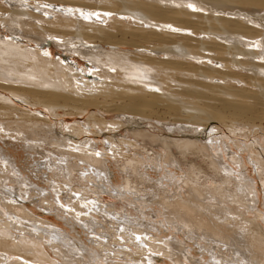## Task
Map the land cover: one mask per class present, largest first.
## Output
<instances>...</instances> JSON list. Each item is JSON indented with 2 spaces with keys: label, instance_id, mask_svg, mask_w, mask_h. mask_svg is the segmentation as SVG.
I'll return each instance as SVG.
<instances>
[{
  "label": "bare ground",
  "instance_id": "obj_1",
  "mask_svg": "<svg viewBox=\"0 0 264 264\" xmlns=\"http://www.w3.org/2000/svg\"><path fill=\"white\" fill-rule=\"evenodd\" d=\"M82 13L98 15L84 19ZM0 25V138L23 143L28 158L40 154L39 161L33 158L34 177L45 168L61 179L72 174L80 181H106L100 189L114 192L112 197L120 196L137 211H143L138 205L158 204L170 221L203 237L212 259L218 255L210 243L217 241L234 254L224 258L219 253L227 264H264V201L258 208L252 177L259 179L264 198V135L258 131L264 133V0H0ZM50 44L62 57L51 56ZM74 56H82L86 65L79 67ZM240 83L246 87H237ZM110 112L115 119L103 116ZM82 114L86 118L72 124L63 118ZM149 127L159 133L150 134ZM89 134L104 137L102 150ZM5 152L0 146V171H11L16 184L3 190L7 202L0 211L7 216L0 214V263L104 264L84 240L64 235L54 223L44 228L18 221L30 219L24 207L15 206L18 192L28 193L34 183L23 179ZM243 153L254 170L250 175ZM187 154L203 158L212 186L198 182L200 174L209 172L184 160ZM225 156L239 170L225 165ZM110 158L125 172L120 189L108 182ZM69 160L87 162L92 169ZM183 162L188 167L182 173L186 197L178 189L180 175L170 169H180ZM151 168L162 171L158 178L151 176ZM1 178L10 179L3 173ZM147 181L152 190L141 191ZM60 189L53 191L58 195ZM227 197L242 208L215 201ZM44 201L46 208L56 209L45 196ZM77 202L88 211L97 208L95 198H77L68 207L79 214ZM244 211L259 213L250 218ZM115 218L120 228L132 223L125 215ZM78 219L84 228L95 227L86 216ZM222 221L235 226L227 231ZM114 229L113 235L122 234ZM172 239L162 243L174 250L171 255L180 254L179 264L183 246ZM99 247L107 251L101 254L105 258L120 254L104 243ZM53 249L61 261L50 256ZM78 251L84 255L76 257Z\"/></svg>",
  "mask_w": 264,
  "mask_h": 264
},
{
  "label": "rangeland",
  "instance_id": "obj_2",
  "mask_svg": "<svg viewBox=\"0 0 264 264\" xmlns=\"http://www.w3.org/2000/svg\"><path fill=\"white\" fill-rule=\"evenodd\" d=\"M1 28L2 27L0 25V29ZM48 48H49V50L51 52V56H53V58H58L59 56L62 57V52L59 51L52 44H50V47H48ZM72 60H75V61L78 60L77 63L79 65V67H84L86 65V61L84 60V58L82 56H74ZM243 84L242 83L236 84V86L237 87H240V86L246 87V85H243ZM153 91H155V89ZM157 92L160 93V91H157ZM25 107L31 108L28 105H25ZM31 110H33L34 112H36V110L37 111L38 110L44 111V109H42V108H33V107L31 108ZM103 116H106L107 119L108 118L109 119H115L116 118V117H114L115 114L113 112L103 114ZM63 118L68 122V124H72V122L74 120L82 121L84 118H86V114L85 115L82 114L79 116L78 115H66ZM58 119H62V118H58ZM216 124L221 128V132L226 134L227 131L223 127V125H221L219 123H216ZM161 128H163V127H161ZM146 130H147V128H146ZM157 130H158L157 128L154 129L152 127L150 129H148L149 133L153 134V135H155V132L159 133V131H157ZM258 131H259L260 135H264L262 130H258ZM118 132L121 134H124L125 130L121 129V130H118ZM88 136L90 137L91 143L92 142L95 143V141L97 140V143H95V147L98 148L99 150H102V147L105 145L102 142V141H104V139H103L104 137L103 136L96 137L92 134H89ZM94 138H95V141H94ZM82 139H84V138H82ZM263 141H264V139H263ZM0 146L4 152L6 151L5 153L7 155L10 154L9 155V156H11V158H9L10 162L14 163V168H17L21 172L22 177L24 176L23 179L25 178L24 179L25 181H31L35 184V185L34 184L29 185L30 191L27 189L28 193H26V194H22V193L18 192V194H20V196H17V198H18L16 200L17 203L15 202V204H17L15 206L24 207L23 210L25 212H27L28 214H30L29 220L22 218V217L19 218L18 221L21 222L23 224V226H32L33 227L36 225H39V226L41 225V227L49 228L51 225V224H49V222H52V223L56 224V227H58L60 232L63 233L64 235H65V233L68 232L69 236L72 237L75 235L74 237H76V238L79 237L82 240H84L86 245L90 248V249H88L89 253H93V250H94V253L99 254L98 260L101 262L103 261L104 264H177L176 263V256H178L180 254L178 252H176L177 255H174V254L171 255L174 252V250L171 249L170 247L165 246L162 243L163 240L169 239L170 236L173 237L171 242L177 243V244H180L183 246V248L180 247V250L182 249L184 252L181 253V261L182 262L179 264H207L208 261L211 264H227V263L223 262L222 255L219 254L220 252L222 254L223 253L225 254V255H223L224 258H225V256H228V255L230 256V258L234 257V254L226 248L229 245L225 246V245L221 244L220 242L216 241V242H213L214 244L210 243L211 246L214 247L211 250H213L214 253H216L218 255L215 259H212L210 257L211 252L206 250V248L204 247V244L206 245L208 242L206 240L202 241L203 237H199V239H200L199 240L196 235H193L192 233H188V231L186 229H184L183 225L179 224L178 222H176L174 220L170 221V219L166 218L167 217L165 214L166 211L162 210L158 204H153V203H150V201H148L150 203L149 207L148 206L144 207V205H138L139 208L142 209L143 211H139V210L137 211V209L135 210V208H133L132 206L125 203L124 199H122V200L117 199L120 196L116 197L115 196L116 194L114 192L108 193V192H105L104 190H101L100 188H104L102 183H105L106 181H103V182L101 181L99 183L96 178H93V181L85 182V181H80L79 179L77 180V178H75L74 175L70 174L69 176H65V178L61 179L60 176L58 177V176L52 175L51 170H48L45 168H41L42 173L38 174V175H40V176H38L40 178H38L36 176L34 177V174H36V172H33L31 170L32 167L35 166L34 165L35 162L33 161V158L36 159L38 156V159H36V160L39 161L40 160L39 159L40 154L34 153V155L31 154L30 157L28 158L29 155H28V152L25 151V149L23 148V143L16 141V140H13L12 138L11 139H9L7 137L0 138ZM45 147H48V146L45 145ZM232 148L235 151V147H232ZM237 152H239V151L237 150ZM242 155L245 157L244 162H245L246 166L248 165L247 166L249 168L248 173L250 175L254 172V170L252 169V166L248 161L247 154L243 153ZM183 159L186 160L187 162L192 163L193 165L195 164L194 166L202 167L205 169V171L209 172L208 175H203V174L199 175L200 177L198 179L199 180L198 182L200 184H202L203 187L213 185L210 182V178L212 176V173H210L211 171L208 169V167H206V164H205L202 157L187 154L186 158L183 157ZM225 159H226V162L224 163L225 165H227V163H229L228 164L229 168L234 167V169L237 168L236 170H239L238 166H234V164H232L229 160L227 162V159H228L227 156H225ZM28 160H30V161H28ZM69 161L70 162L75 161L79 166H81V168L92 169V167L90 165H87L88 164L87 162L83 163L81 161H76V160H69ZM108 162H109V164H108ZM27 163H28V165H27ZM31 163H32V165H31ZM106 164H107V167L111 171V174H109L110 177L108 175L109 180H110V181H108L109 184L115 183L113 185L114 186L118 185L117 187L120 189V187H122V185L124 184V174H125L124 169L121 168L122 167L121 163L116 164L114 159L110 158L106 161ZM183 164L181 165L180 169H178V168L176 169V167H172L170 169L175 171V173H177V176L180 175V178L178 177L179 182L177 183V185L179 187L178 189H179V192H181V194L184 197H186L187 189L182 185V179L184 177L182 173L188 167L185 166L184 162H183ZM166 167H169V166H166ZM1 168L3 169V167L0 165V170H1ZM174 168H175V170H174ZM43 169H44V171H43ZM47 171H49L50 173ZM150 171H152V172H150V174L154 178H158V173L162 172L161 170L159 171L158 168H156V170H155V168L154 169L151 168ZM0 173L6 174L10 178L9 180L3 179V178H1V180H0L3 182V183L0 182V183H2V184H0V199L2 198L0 200L1 201L0 207H1V206H3L2 203H4V201L7 202V197H6V195H4L3 190L6 191L8 186H9V188H12L13 186H15L16 183H15V181H11L12 180L11 179V175H12L11 171H9L7 173L0 171ZM8 173H9V175H8ZM14 174H16V173H14ZM76 174H79V171H77ZM15 177H18V176H15ZM131 177H133V175ZM252 177L254 178V183L256 182L255 184H256L257 191H258V201H259L258 202V208L263 209L262 208V203L264 201L263 188H262L260 181L257 178V176L252 175ZM52 178L56 179V181H58V183L55 182V180L52 181ZM70 179H72V180H70ZM12 182H14L15 184L13 185ZM97 183L99 186H94ZM146 183H148V184H146ZM146 183L141 185V186H144V187H142L141 191L150 192L152 189L149 186L152 183V181H150V182L147 181ZM6 185H7V187H6ZM51 185H54L55 187L51 186ZM84 185L86 187H84ZM82 186L85 188V190ZM21 187L24 188L25 186L21 185ZM60 187H61L60 190H62V191H59V193L57 195V193H55L53 191V189L58 190ZM139 187H140V185H139ZM180 187L184 191L182 189H180ZM39 189H44L45 192H41V191H39ZM75 191H78L77 194L74 193ZM99 191H100V193H99ZM1 192H2V194H1ZM21 194H22V197H21ZM113 194H115V195L112 197L111 195H113ZM125 194L129 195V192H125ZM36 195H38V196H36ZM46 195H48V196H46ZM69 195L70 196L73 195V199L71 197H69ZM206 195H208V194H206ZM44 196L48 199V201H52V203H53L52 207H55L56 209L46 208V201L42 202V198H44ZM56 196L60 197L59 198L60 199V205H59V203H57L58 198ZM67 197H69V198H67ZM77 198H81L82 202L89 201V199L95 198V201L97 202V208H94L93 211H91V210L88 211V210H86L85 207H83V204L81 202H77L78 207L82 210L81 211L82 213L79 214L78 211H76L72 208L70 209L68 207V204H70L72 202H76ZM141 198L144 199L143 196H141ZM20 199H22V200L20 201ZM84 199H86V200H84ZM132 200L136 201V198H133ZM213 200L214 199H211L210 201L213 202ZM215 201L218 202L219 204H224L225 206H230L231 208H233V206H234V208H237V210L242 208L237 203H235L230 197L225 198L224 201L223 200L222 201L217 200V198H216ZM98 204H99V208H98ZM102 204H103V206H101ZM61 205H63V207H61ZM104 206H106V210H105ZM102 209L104 211H102ZM12 211H15V210H12ZM106 211H107V213H106ZM109 211H110V213H109ZM111 212H113V213H111ZM244 212H245L244 216H249L250 218L255 217L254 214L259 213L257 211H247L248 214L246 213V211H244ZM0 214H2L3 216H7V214L5 213V210L0 211ZM115 215L116 216L125 215V217H127V219L129 218V220L132 223H129L128 225L124 224L125 229L122 227L120 228V226H118V222H117L118 220L115 218L116 217ZM74 216L77 217V219H74L75 218ZM81 216H86L87 220H88L87 221L88 225L93 223V224H95V227L92 226L91 228H84L80 224L79 219H78ZM88 216H90V217H88ZM199 216H202V215H199ZM14 217L17 218L16 215ZM234 218H236L237 224H239L241 222V220L239 219L238 216H236V217L234 216ZM40 220H43L44 222H42V224H41ZM139 220H141V221H139ZM113 222H114V224H113ZM43 223H45V224L43 225ZM71 223H73V226H74V227H72L73 229L71 228ZM140 223H141V225H140ZM222 223L225 224L226 222L222 221ZM144 224L149 225L151 227V229L146 228V226ZM130 225H132V226H130ZM225 225H226L225 229H227V231L234 228V226H235L232 223H229V224L227 223ZM242 225H245V224H242ZM126 227H128L129 229L128 228L126 229ZM114 228L120 229V230L118 229L119 230L118 235H120L121 233L124 234L122 238H120L122 234L120 236L113 235V233L115 232ZM123 230H125V231H123ZM132 230L136 231L137 233L132 231ZM146 233H147V235H145ZM245 234H247V233H244V235ZM191 235L193 236V239H192ZM114 237H116V238H114ZM137 237H140V239L137 240ZM245 237H246V235H245ZM154 238H160V239L156 240ZM94 240H96V242ZM116 240H117V242H116ZM141 240H142V242L144 240L145 244H143L141 242ZM99 243H101V244L104 243V246L110 247L109 248L110 250H118L120 252V254L118 253L116 255H113V253H109L110 257H106V258H105V256L103 257V255L101 256V254H105V253H107V251H104V250L100 251L101 248L99 247ZM136 244H137V246H136ZM151 246H154V247H151ZM162 246L164 248L163 251H158V248H161ZM53 251H57V250L56 249L51 250L52 253H50V256L53 259L60 260L61 259L60 256L55 254ZM81 254L84 255L83 252L78 251V253H76V257L80 256ZM16 258L19 259V257H16ZM0 264H2V263H0ZM28 264H31V263H28ZM228 264H234V263H232L230 261Z\"/></svg>",
  "mask_w": 264,
  "mask_h": 264
},
{
  "label": "snow or ice",
  "instance_id": "obj_3",
  "mask_svg": "<svg viewBox=\"0 0 264 264\" xmlns=\"http://www.w3.org/2000/svg\"><path fill=\"white\" fill-rule=\"evenodd\" d=\"M69 11H71V10H69ZM82 15H83L84 19H88L90 16L98 15V14L97 13H82ZM105 15H110V14L106 13ZM61 207H63V205H61ZM139 239H140V237H137V240H139Z\"/></svg>",
  "mask_w": 264,
  "mask_h": 264
}]
</instances>
